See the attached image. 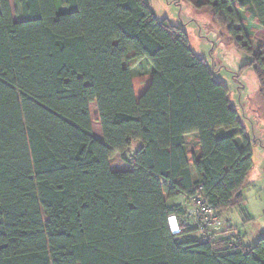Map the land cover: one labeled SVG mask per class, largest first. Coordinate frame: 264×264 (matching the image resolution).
<instances>
[{"label": "trees", "instance_id": "1", "mask_svg": "<svg viewBox=\"0 0 264 264\" xmlns=\"http://www.w3.org/2000/svg\"><path fill=\"white\" fill-rule=\"evenodd\" d=\"M15 4L17 20L0 0V264H264L261 238L245 245L233 235L231 246L182 238L193 228L168 204L201 195L220 218L242 202L252 166L229 87L182 26L158 20L146 0ZM202 7L250 57L244 66L264 105V40L240 42L249 35L236 11L264 31V0ZM137 75H149L138 89ZM190 133L198 155L185 147ZM116 154L125 169L112 166ZM172 215L182 221L178 234Z\"/></svg>", "mask_w": 264, "mask_h": 264}, {"label": "rangeland", "instance_id": "2", "mask_svg": "<svg viewBox=\"0 0 264 264\" xmlns=\"http://www.w3.org/2000/svg\"><path fill=\"white\" fill-rule=\"evenodd\" d=\"M55 1L59 10L64 9L63 0ZM146 2L158 20L167 18L174 25L182 26L188 36L191 50L198 57L205 58L216 77L230 89L229 99L238 110L239 118L251 142L252 166L242 189V202L219 216L225 229L240 237L245 245H253L264 236V105L252 67L244 66L250 61V57L235 46L226 28L215 22L210 10L202 7V0H146ZM10 6L13 17L17 20L15 0H10ZM236 11L240 19L237 26L249 35L248 38L239 36L240 42L254 46L257 41L264 40V31L252 16L244 9L236 8ZM148 78L149 75H137L133 79L135 88H140ZM90 106L95 133L100 125L97 109L92 107V103ZM140 144L139 141L132 142L127 155H131ZM112 166L122 170L127 164L120 155H115ZM192 207L195 208L194 204ZM191 214L185 223L186 228H193V233L182 238H200L195 232L196 221Z\"/></svg>", "mask_w": 264, "mask_h": 264}, {"label": "built area", "instance_id": "3", "mask_svg": "<svg viewBox=\"0 0 264 264\" xmlns=\"http://www.w3.org/2000/svg\"><path fill=\"white\" fill-rule=\"evenodd\" d=\"M191 202L195 208L193 211L194 216L197 218V228L200 233L202 241H215L218 239H229V246L234 242V238L231 232L225 231L224 224L220 218L214 213L213 209L209 205L206 198L201 195H197L191 198ZM174 219V223L171 220ZM169 228L172 234H178L182 232L181 224L179 219L174 215L168 218Z\"/></svg>", "mask_w": 264, "mask_h": 264}, {"label": "crops", "instance_id": "4", "mask_svg": "<svg viewBox=\"0 0 264 264\" xmlns=\"http://www.w3.org/2000/svg\"><path fill=\"white\" fill-rule=\"evenodd\" d=\"M91 107V106H90ZM92 107L94 109H96V105L94 102H92ZM91 109V108H90ZM94 132V131H93ZM94 135L99 138V139H102V132H101V128L99 127V129L94 133ZM191 145V146H190ZM185 147L188 151V153L191 155H198L199 154V143L197 141V134L196 133H190V134H187L185 135ZM136 151V150H135ZM134 152V151H133ZM132 152V153H133ZM116 155H119V154H116ZM192 170V177L193 179L195 180L196 179V174L193 170V168L191 169ZM168 204L169 205H180L185 213H186V217L188 218L189 217V214L193 215V211H194V208L192 207V202L189 198H187L186 196L184 195H179V196H176L172 199H170L168 201ZM192 218V216L190 217ZM171 220L173 221L174 223V219L171 218ZM227 226V225H226ZM229 227V226H228Z\"/></svg>", "mask_w": 264, "mask_h": 264}, {"label": "snow or ice", "instance_id": "5", "mask_svg": "<svg viewBox=\"0 0 264 264\" xmlns=\"http://www.w3.org/2000/svg\"><path fill=\"white\" fill-rule=\"evenodd\" d=\"M40 3L41 4H46L47 3V0H40ZM261 239H264V236H261ZM257 255H260V253L257 252ZM261 258L264 259V256H262Z\"/></svg>", "mask_w": 264, "mask_h": 264}]
</instances>
